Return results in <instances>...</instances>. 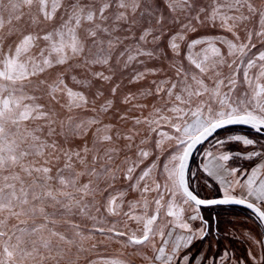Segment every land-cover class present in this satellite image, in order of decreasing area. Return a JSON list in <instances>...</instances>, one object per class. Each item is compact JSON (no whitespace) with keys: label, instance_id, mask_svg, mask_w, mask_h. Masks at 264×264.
Returning a JSON list of instances; mask_svg holds the SVG:
<instances>
[{"label":"snow or ice","instance_id":"6c2138e0","mask_svg":"<svg viewBox=\"0 0 264 264\" xmlns=\"http://www.w3.org/2000/svg\"><path fill=\"white\" fill-rule=\"evenodd\" d=\"M129 69L128 84L147 87L120 96L121 112ZM236 125L264 132V0H0V264H124L99 257L111 243L149 249L148 264H205L191 251L209 231L201 206L243 205L264 223V165L226 166L264 145L205 153L221 198L193 187V149ZM249 239L259 251L236 264H264V236Z\"/></svg>","mask_w":264,"mask_h":264},{"label":"rangeland","instance_id":"374dc122","mask_svg":"<svg viewBox=\"0 0 264 264\" xmlns=\"http://www.w3.org/2000/svg\"><path fill=\"white\" fill-rule=\"evenodd\" d=\"M7 32V28L5 29V33ZM228 35V38L229 39H232L231 35L230 34H226ZM96 70H101L99 68H97ZM132 69H129V72L125 73L122 77L118 76L117 77V80H120L122 81V88H121V91L118 93V96H117V107L120 109L121 112L123 111H126L127 108L131 107V104L129 105H122L120 104L119 102V97L126 94L127 92L131 91V92H138L140 90H142L144 87H147V81L145 82H141L139 84H136V85H129L128 84V79L130 78V73H131ZM151 79H153V77H148V80L150 81ZM116 81H113V83H115ZM95 89H93L94 91ZM105 94H106V97L108 96V88L107 86H105ZM143 103L144 101L141 100V101H133L132 103ZM103 103V99L101 100H98L97 101V107H99V104ZM149 104H151V101H148ZM91 107V105L89 106ZM78 115L81 117V118H84V117H90L93 115V113L91 111H84V112H80L78 113ZM129 115L131 116H140L141 113L139 110H133L131 113H129ZM144 116L148 115V111L146 110L144 113H143ZM111 117V113L108 114V115H105L103 117V121L104 123H117V121L115 119H110ZM123 131H127L128 128L132 127V123L131 121H128L127 123H124V122H121L120 125H119ZM141 128H143V126H141ZM163 131H168L170 134H171V130L168 129L167 127H164L162 129ZM231 133H235V134H243V135H246L248 136L249 138H253V139H256L258 140V143L254 146H248L247 148H245L244 146H242L241 144H237V143H232V144H229V145H225L224 148H221L219 145H217L215 143V141L217 139H222L224 138L226 135L229 134V131H222L218 134H214L209 140H207L205 143L202 144L201 147H199V149L195 152L193 158L191 159V166H190V169H191V172L192 173H195V176L196 178L193 180V185L198 189L199 192L201 193H204V186H206L205 184V181L204 179L202 178L200 172V156H199V152L202 150L203 147L206 146L211 148V149H219L221 151H224L226 149H230L233 153H235L236 151H240V152H247V151H252V150H262L260 148L261 145H264V138H260L254 134H247L243 131H230ZM142 138V136H138L137 137V140L136 142L138 143L139 140ZM121 143H124L123 141H121ZM134 151L135 149L133 150V153H129V155H132L134 154ZM150 162V161H149ZM117 163H119V161H117ZM197 184L199 185L197 187ZM123 186V182L122 181H117L116 183V189H121ZM113 194H115V190H113ZM137 196L136 194H129V196L126 198L127 200H133V199H136ZM179 203V201H178ZM124 211H128V208H127V204L125 203V207L123 209ZM204 214V217H206V215L208 214L206 211L203 212ZM190 214H194V213H191L190 210L187 209V206H185V213H184V218L187 220V217L188 215ZM199 215L200 212H199ZM226 215V214H225ZM221 216L220 215V219H227L228 221L231 222V218L229 216ZM208 216V215H207ZM114 219H120L119 217H110L109 220H114ZM246 221V219H243ZM164 221L161 220L160 223H163ZM197 223L200 224L199 221H196ZM211 223V222H210ZM235 223V222H234ZM248 222L246 221L245 224H247ZM129 228H132V229H135L136 228V223L135 221H131L129 222ZM119 227L121 229L124 228V224L123 222H121V224L119 225ZM222 233L225 232V230H220ZM226 234V233H225ZM225 237V236H224ZM229 237V236H228ZM99 238V237H98ZM204 240L200 241L198 240L196 243H194V246H191V251L193 252V254L196 255L197 257V261H200V258H201V252H202V247H203V242ZM224 242L221 241V244H223ZM148 252L149 255H151V251L149 249H145L143 246H129V247H122L121 244H118V243H111L109 244L107 247H100L97 249V253L99 255V257H105V258H115V259H119L121 261L124 262V264H147L148 262L142 258V253L144 252ZM88 256L89 259H92L96 256V254H92V255H89V254H85ZM80 264H87V262L85 260H81ZM218 264H222V263H218ZM229 264V263H228Z\"/></svg>","mask_w":264,"mask_h":264},{"label":"crops","instance_id":"0c3cea01","mask_svg":"<svg viewBox=\"0 0 264 264\" xmlns=\"http://www.w3.org/2000/svg\"><path fill=\"white\" fill-rule=\"evenodd\" d=\"M206 152H211L214 155H217L222 151L216 148L211 149L209 147L206 148V146L203 147L199 152L200 165L205 162ZM256 165H264V157L253 158L251 161L235 158L226 166L229 168L237 167L240 172L247 173L250 171L251 167ZM260 173L261 175H264V167L260 168ZM200 174L202 178L206 176V174L202 173V171L200 172ZM239 178L241 179V181H243L246 176L242 175ZM226 179H231V177H226ZM208 180L217 186L221 194L220 196H222L223 187L214 178L209 177ZM206 188L207 187L204 186V189ZM237 193H239V189H237ZM206 212L209 214V216H211V214L212 216L210 221L211 223H208L209 231L207 237L203 241L204 243L200 258V260H203L205 256L207 257L205 264H213V261H216V264H236L237 260L243 262L249 251H259V246L254 244L253 241L249 239V237L251 236L255 239H260L261 236H264V230L259 221L254 218L252 214L250 215L241 211L238 213H229V215L227 216L231 218V222H221L220 218H218V220L215 219L214 210H208ZM243 219H246L248 223L245 224L246 221ZM189 222L191 223L193 228H198L200 226V224L196 221ZM222 229L225 230L224 233L220 231ZM177 234H185V232L184 230H177ZM221 241H223L224 243L221 244ZM225 253H227V257H224Z\"/></svg>","mask_w":264,"mask_h":264},{"label":"trees","instance_id":"16d2710c","mask_svg":"<svg viewBox=\"0 0 264 264\" xmlns=\"http://www.w3.org/2000/svg\"><path fill=\"white\" fill-rule=\"evenodd\" d=\"M222 131L224 132L225 130H220L216 134H218V133H220ZM229 131H232V132L233 131H243V132H245L247 134H254V135H256V136H258L260 138H264V135L258 134V133L254 132V131H252V130H250L248 128H245V127L233 126V127H230ZM190 166H191V163H190ZM193 187H195V186L193 185ZM206 187L207 188L205 189L206 191L204 190V193L199 192L198 189L195 187L196 191L199 192L201 197H203V198H211V197H217V196L221 195L219 190H218V188H217V186L214 183L210 182L209 180H208V183H207ZM208 210L209 211L214 210L215 219H217V220H218V218H220V215L221 216H223L225 214L229 215V213H238L240 211L251 215V213H249V211H247L246 209H244L242 207L225 206V205L202 207L200 209L201 215L204 217V215H203L204 213L203 212L208 211ZM207 215H206V217H204V219L207 220L208 223H209L211 221L212 214H211V216H209V214H207ZM221 222H228V220L227 219H222Z\"/></svg>","mask_w":264,"mask_h":264},{"label":"water","instance_id":"95a60500","mask_svg":"<svg viewBox=\"0 0 264 264\" xmlns=\"http://www.w3.org/2000/svg\"><path fill=\"white\" fill-rule=\"evenodd\" d=\"M236 126L245 127V128L250 129L248 126H242V125H236ZM230 127H233V126H230ZM250 130L256 132V131L253 130V129H250ZM218 131H220V130H218ZM215 134H216V133H215ZM259 134L264 135V132L259 133ZM210 138H211V137H210ZM210 138H208V140H209ZM203 143H205V142H203ZM203 143H202V144H203ZM202 144L197 145V147H196L195 149H193V152H192V154H191L190 157H189V167H190V163H191V159H192L193 155H194L195 152L199 149V147L202 146ZM221 197H222V196L211 197V198H221ZM202 198H203V197H202ZM212 206H218V205H212ZM225 206H238V207H242V208L246 209L247 211H249V212H250V213H251V214L257 219V217L253 214L252 210L248 209L246 206H243V205H235V204H230V205H225ZM202 207H209V206H201L200 209H201ZM199 212H201V211L199 210ZM201 216H202V215H201ZM257 220L259 221V223L261 224V226H262V228H263V230H264V223H261V221H260L259 219H257Z\"/></svg>","mask_w":264,"mask_h":264}]
</instances>
